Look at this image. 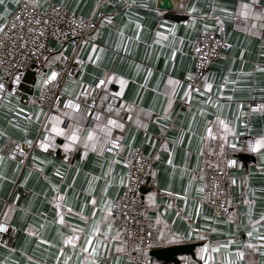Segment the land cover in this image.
Here are the masks:
<instances>
[{"label":"crops","instance_id":"crops-1","mask_svg":"<svg viewBox=\"0 0 264 264\" xmlns=\"http://www.w3.org/2000/svg\"><path fill=\"white\" fill-rule=\"evenodd\" d=\"M22 1L0 3V25ZM159 1L37 0L39 9L59 4L80 18L99 8L105 22L78 49V68L65 77L55 114L46 116L35 98L55 72L51 66L71 56L68 43L51 42L54 54L34 65L32 96L0 97V218L10 226L0 243V264H129L112 202L124 191L135 149L154 156L155 187L141 194L157 249L191 246L192 254L177 257L179 264H264V247H246L260 245L257 237L264 235V0H171L170 9L160 8ZM220 26L230 51L192 83L190 48L199 35L217 33ZM100 80L106 83L97 88ZM84 89L93 93L99 112L92 122L66 106L65 97L78 98ZM256 102L262 103L259 112L251 109ZM13 115L19 121L12 122ZM52 117L59 118L63 134L52 131ZM109 119L124 125L108 126L107 139L123 143L117 158L105 153L100 130ZM72 128L78 129L75 142L67 139ZM89 131L95 140L85 147ZM13 140L36 145L23 169L2 153ZM229 157L236 160L231 214L219 216L202 203L206 164ZM252 221L257 223L250 238ZM238 250L245 252L243 261L237 260ZM152 264L162 262L153 258Z\"/></svg>","mask_w":264,"mask_h":264},{"label":"built area","instance_id":"built-area-1","mask_svg":"<svg viewBox=\"0 0 264 264\" xmlns=\"http://www.w3.org/2000/svg\"><path fill=\"white\" fill-rule=\"evenodd\" d=\"M105 16L99 8L88 18H80L65 10L59 4H50L46 9H39L34 0L19 3L12 16L0 32V97L3 95H20L17 86L10 81L18 73L24 72L31 65H44V59L54 54L51 42L68 43L73 48L71 56L63 65L54 64L51 70L58 76L54 83L43 82L35 98L36 104L44 110L46 116L55 114V106L63 96L61 87L67 74L74 72L78 64L74 62L76 53L83 42L90 38L104 25ZM222 26L217 33H202L190 48L193 60L192 83L202 80L209 72L212 62L226 56L230 44L225 38ZM93 93L81 94L78 98H68V104H79L75 109L91 122L99 113L93 102ZM262 103L256 102L251 109L261 111ZM12 122L19 121L16 115L10 117ZM117 147L106 143L105 153L117 158L121 154L123 143L119 137H112ZM255 140L249 139L253 146ZM36 145L25 147L19 141H8L2 153L15 159L20 168L26 167L31 151ZM153 155H146L141 149L130 152L125 174V187L112 202L115 227L122 237L123 253L129 264H152V250L157 249L156 235L151 221L143 216L142 188H154L155 182L150 177ZM236 169V160L232 157L222 158L216 164H206V180L202 203L216 215L229 216L231 208L228 200L231 194L230 174ZM4 230L0 231V243L10 232L9 224L0 218Z\"/></svg>","mask_w":264,"mask_h":264},{"label":"snow or ice","instance_id":"snow-or-ice-1","mask_svg":"<svg viewBox=\"0 0 264 264\" xmlns=\"http://www.w3.org/2000/svg\"><path fill=\"white\" fill-rule=\"evenodd\" d=\"M3 2H4V0H0V3H3ZM34 2H37V0H34ZM244 7H245L246 9L248 8L247 5H244ZM243 14H244V15H248L249 13H248V12H245V13H243ZM0 28H3V25H0ZM93 53H95V47H94V46H93ZM98 58H99V57H97V59H98ZM93 62L95 63V61H93ZM56 76H57V73H56V72H52L51 75L48 77V80H52V79H54ZM111 79H112L111 77H108V80H109V81H110ZM189 79H191V77H189ZM48 80H46V81H44V82L47 83ZM105 83H106L105 80H100L99 83H97L96 87H97V88H100V87H101L102 85H104ZM122 83H123V81H121V84H122ZM170 83H171V81H170ZM205 87H208V85L205 84ZM0 88H3V85H2V84H0ZM83 91H84L85 94H86L87 90L84 89ZM116 95H119V93H117ZM66 106H67V107H70V108H73V109H79V108H80V105H79V104H73L71 101H69L68 104H67ZM121 107H123V105H122ZM129 110H131V109L129 108ZM51 119L53 120L52 131H53V132H56V133H58V134H63V129H60V128L57 127V123H58V119H59V118H58V117H52ZM97 119H99V117H97ZM223 123H224V122L221 121V124H223ZM108 126H113V127L123 128L124 125H123V124H118L116 120L109 119V120L107 121V125H105L104 127H102V128L100 129V130L105 134V137H106L105 143H111L113 147H117V144H116L115 141H112V140L107 139V137L110 136V132H111V129H110ZM70 131H71V134L67 136V139H68L69 141H73V142H75V141L78 139V135H77L78 129H77V128H72ZM45 139H47V137H45ZM94 140H95V137H94V133H93V131H89L88 134H87V138H86V142H85V147L88 146V143H87L88 141H94ZM27 143H28V144H31L32 141H27ZM260 143H261V141L258 140V141L256 142L257 146H259ZM47 146H48V145H46V144H41V147H47ZM93 146H94V145H93ZM64 147H65V148H68L69 145H68V144H65ZM2 159H3V157H0V160H2ZM57 199H59V197H58ZM69 211H70V210H69ZM59 222H60V223H63V220L61 219ZM260 222H261V223H264V214L261 215ZM256 223H257L256 221H252V222H251L250 227H253V230L247 232V235H248L250 238L253 236V231L255 230L254 225H255ZM3 230H4V224H0V231H3ZM257 238L261 241V244H260V245H254V244L249 243V244H246V247H247L248 249H253V250L258 249L259 247H264V235H260V236H258ZM87 243H88V245H91V244H92V236H91V235H89V236L87 237ZM82 251H84V252H88V251H89V248H88V247H85V248L82 249ZM212 251L215 252V251H217V249H216V248H213ZM91 254H92V255H96V248H92V250H91ZM261 254L264 255V253H261ZM235 255H236L238 261H243V259H244V257H245V252H244V251H239V250H238V251L235 253ZM89 264H92V261H89ZM206 264H207V262H206Z\"/></svg>","mask_w":264,"mask_h":264},{"label":"water","instance_id":"water-1","mask_svg":"<svg viewBox=\"0 0 264 264\" xmlns=\"http://www.w3.org/2000/svg\"><path fill=\"white\" fill-rule=\"evenodd\" d=\"M160 8L170 9L172 7L171 0H160ZM35 66L32 65L30 69L25 70L22 73H18L14 79L16 82H13V85L18 87L20 97L23 100H26L28 96H32L33 90L32 86L35 83ZM144 188L141 189V192ZM191 246H176L168 248H158L150 252V256L155 260L162 262V264H179L177 257L180 255L192 254Z\"/></svg>","mask_w":264,"mask_h":264}]
</instances>
